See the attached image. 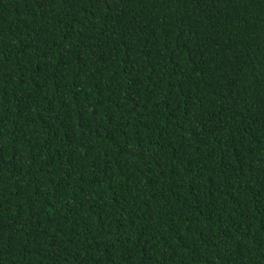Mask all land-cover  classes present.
Listing matches in <instances>:
<instances>
[{"label":"trees","instance_id":"obj_1","mask_svg":"<svg viewBox=\"0 0 264 264\" xmlns=\"http://www.w3.org/2000/svg\"><path fill=\"white\" fill-rule=\"evenodd\" d=\"M0 264H264V0H0Z\"/></svg>","mask_w":264,"mask_h":264}]
</instances>
